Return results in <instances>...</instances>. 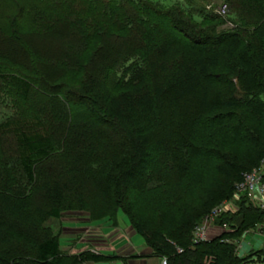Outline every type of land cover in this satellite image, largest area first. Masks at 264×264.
Wrapping results in <instances>:
<instances>
[{
	"label": "trees",
	"instance_id": "obj_1",
	"mask_svg": "<svg viewBox=\"0 0 264 264\" xmlns=\"http://www.w3.org/2000/svg\"><path fill=\"white\" fill-rule=\"evenodd\" d=\"M230 1L226 18L235 23V27L218 34L202 32L195 26L179 28L166 9L144 5L147 16L137 19L140 24H147L145 28L149 27L143 33L146 43L152 44L159 33L160 29L149 20L153 17L152 21H155L157 17L167 25L170 35L161 41L158 52L166 54L165 45L197 52L191 63L174 73L167 69L170 75H155V63L153 65L150 60L153 53L121 45H111L107 49L100 47L98 56L91 58L88 66L92 67L90 72L101 85L113 91L101 104L88 99L87 106L96 109L91 113L96 126H102L114 136L116 153L110 158L96 155L85 165L73 161L67 168L72 171L77 163L84 175L94 180L109 179L112 174L115 185L111 188L112 194L104 188L103 192L112 199L119 195V202L112 201L115 209L122 210L153 253L165 259V264H249L261 261L264 256V252L254 247L241 254L236 243L249 232L264 229V208L246 196L235 198V184L264 159V0ZM179 8L196 24L217 18L221 23L226 21L216 13L194 12L184 3L179 4ZM106 33L102 32V38ZM91 37L87 33L81 36L83 44L79 45V50L88 45ZM225 63L230 65L225 66ZM41 64L42 77L48 76L46 67L51 66ZM147 76L153 77L151 91ZM10 79L23 97L33 84L31 76L24 73L10 75ZM49 80L46 77L43 84L49 89L52 114L58 120L65 114L67 119L69 115L59 89ZM163 106L173 111L174 124L168 133L156 139L151 128L155 124L161 125L159 109ZM241 111L252 120L253 126H247ZM203 127L220 130L226 136L223 139L226 143L211 151L205 150L196 138V132ZM0 134H11L15 140L14 154H0V187L3 183L0 191V264H78L100 260L102 257L91 253L66 255L57 236L33 237L26 231L30 214L25 209L21 191L29 196L36 190L39 167L54 155L64 153L59 141L49 135L42 117L33 114L0 119ZM195 156L215 159L216 183L211 189H204L203 202L189 208L191 211L185 209L170 233H149L144 225L134 223L120 201L123 192L150 186V182L161 175V168L183 179ZM10 176L14 185H10ZM45 186V190L55 193L54 187ZM229 200L232 207L214 220L208 240L194 244V227L212 208ZM48 214L59 217L60 210L53 207ZM178 248H182V252Z\"/></svg>",
	"mask_w": 264,
	"mask_h": 264
},
{
	"label": "rangeland",
	"instance_id": "obj_2",
	"mask_svg": "<svg viewBox=\"0 0 264 264\" xmlns=\"http://www.w3.org/2000/svg\"><path fill=\"white\" fill-rule=\"evenodd\" d=\"M45 1L46 4L42 0H0V119L40 115L49 135L59 141L64 152L54 155L39 167L36 190L29 196L25 191H21L25 209L30 214V223L26 231L33 237L57 236L62 252L66 255H77L82 252L94 254L87 249H103L111 240L113 242L122 239L121 234L116 231L118 221L123 215L128 221L129 218L113 205L112 201H118L119 195L113 196L112 199L103 192L104 188L107 193L112 194L111 188L115 186L112 174L109 175V179L94 180L84 175L80 168V165H85L84 163L96 155L112 157L117 146L114 136L109 131L104 130L102 126H96V120L91 116L96 109L87 106V100L90 98L101 104L107 95L113 94L112 90H108L106 85H101L99 79L91 74L92 67L88 68L91 64L90 59L96 58L98 50L103 46L105 49L111 45H121L129 49L137 47L153 53L150 60L153 65L155 63L153 66L155 75H170L179 67L191 63L197 52L169 45H165L166 54L158 52L161 41L170 35L167 25L156 16L155 21H152L153 17H149V20L160 29L159 33L152 44L146 43L143 40V33L148 31L149 27L145 28L147 24H140L137 19L142 15L147 16L144 5L166 9L164 11L171 14V20L179 28L189 29L195 26L202 32L218 34L235 27V23L226 18L231 1ZM182 3L191 7L194 12L216 13L226 21L221 23L220 18H217L196 24L189 15L182 14L179 8V4ZM224 4L227 5L226 13L221 12ZM98 31H106V37L102 38V32ZM88 32L93 34L89 35ZM85 33L92 37L88 39V45L79 50L78 47L83 44L80 41L83 39L81 36ZM41 63L51 66L46 67L48 76L42 77L44 73L39 69ZM220 67L223 66L220 64ZM17 73L31 76L33 84L25 97L11 84L10 75ZM46 77L57 85L59 96L64 101L69 115L67 119L65 114H61L60 120L54 118L56 115L52 114L53 107L49 103V89L43 84ZM146 81L151 91L153 77L147 76ZM241 112L246 118V113ZM172 113L171 108L167 106L159 109L161 125L155 124L151 128L153 133H156V139L168 133L174 124V119H171ZM245 123L247 126H253L251 119L246 118ZM219 131L214 127H203L200 132H196V138L205 150L211 151L218 145L226 143L223 140L226 136ZM14 151L13 136L0 134V154L11 156ZM73 161H78L80 165L75 163L71 171L67 164ZM214 162L215 159L211 161L203 156H195L183 179H180L178 174L161 168V175L156 176V180L150 182V186L147 185L143 190L124 191L120 201L131 214L133 222L144 225L149 233L173 232L175 229L173 225L182 212L185 209L191 211L189 208L200 205L205 197L204 189H211L216 183ZM11 179L12 176L9 179L10 185H14L11 184ZM45 185L54 187L55 193L45 190ZM1 189L3 183L0 191ZM53 207L59 208V217L48 214L49 209ZM129 223L136 231L133 223L130 221ZM261 234L264 235L263 230L249 232L241 237L243 246L239 248V252L247 253L252 247L264 252V236H260ZM261 259L249 264H264V256Z\"/></svg>",
	"mask_w": 264,
	"mask_h": 264
},
{
	"label": "crops",
	"instance_id": "obj_3",
	"mask_svg": "<svg viewBox=\"0 0 264 264\" xmlns=\"http://www.w3.org/2000/svg\"><path fill=\"white\" fill-rule=\"evenodd\" d=\"M125 218L124 215L120 217L116 228L122 236L121 240L113 242L111 240L103 249H87L102 258L97 261H82L78 264H164L163 258L153 253L152 248L133 230Z\"/></svg>",
	"mask_w": 264,
	"mask_h": 264
},
{
	"label": "built area",
	"instance_id": "obj_4",
	"mask_svg": "<svg viewBox=\"0 0 264 264\" xmlns=\"http://www.w3.org/2000/svg\"><path fill=\"white\" fill-rule=\"evenodd\" d=\"M226 9L227 5L224 4L221 8V12L226 13ZM218 12L220 13V11ZM241 196H246L257 206L264 208V159H262L261 163L257 167L245 172L242 175V179L235 184V198ZM232 205L233 203L229 200L212 208L211 211L204 216L201 222L194 227L192 231V242L197 244L208 240L210 229L214 226V220L229 207H232ZM261 230L264 231V229H257L256 231ZM261 235L264 236L263 234ZM242 242L243 241L236 242L238 250L243 246ZM178 251L182 252V248H178ZM163 263L165 264L164 258Z\"/></svg>",
	"mask_w": 264,
	"mask_h": 264
}]
</instances>
